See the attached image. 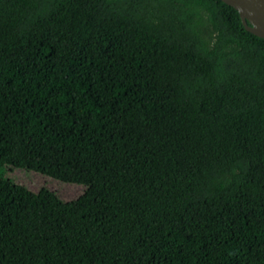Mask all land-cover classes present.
Wrapping results in <instances>:
<instances>
[{
  "label": "trees",
  "instance_id": "trees-1",
  "mask_svg": "<svg viewBox=\"0 0 264 264\" xmlns=\"http://www.w3.org/2000/svg\"><path fill=\"white\" fill-rule=\"evenodd\" d=\"M0 264H264V38L237 9L0 0Z\"/></svg>",
  "mask_w": 264,
  "mask_h": 264
},
{
  "label": "rangeland",
  "instance_id": "rangeland-1",
  "mask_svg": "<svg viewBox=\"0 0 264 264\" xmlns=\"http://www.w3.org/2000/svg\"><path fill=\"white\" fill-rule=\"evenodd\" d=\"M2 174L15 183L24 185L33 191L42 189L50 190L54 192L61 201L66 203L77 200L85 192L82 185L67 183L25 168L7 166L3 169Z\"/></svg>",
  "mask_w": 264,
  "mask_h": 264
},
{
  "label": "water",
  "instance_id": "water-1",
  "mask_svg": "<svg viewBox=\"0 0 264 264\" xmlns=\"http://www.w3.org/2000/svg\"><path fill=\"white\" fill-rule=\"evenodd\" d=\"M237 9L246 29L264 38V0H222Z\"/></svg>",
  "mask_w": 264,
  "mask_h": 264
}]
</instances>
